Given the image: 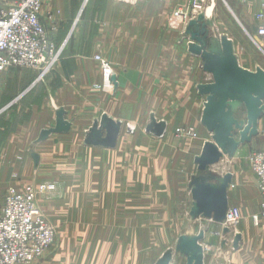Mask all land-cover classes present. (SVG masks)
<instances>
[{
	"label": "crops",
	"instance_id": "0c3cea01",
	"mask_svg": "<svg viewBox=\"0 0 264 264\" xmlns=\"http://www.w3.org/2000/svg\"><path fill=\"white\" fill-rule=\"evenodd\" d=\"M106 1L101 19H81L80 32L74 35L91 47L82 51L72 47L53 75L52 83L59 85L51 98L65 107L66 117H55L47 105L40 109L38 103L24 102L37 81L29 69H10L0 85L4 86L0 103L15 116L0 117V195L9 186L48 185L40 196L41 208L57 226L56 246L37 264H195L189 261L192 252L182 249L183 235H202L208 251L223 252L222 257L217 254V264H264V227L247 221L237 231L236 246L233 233L216 235L220 222L201 223L211 217L203 212L192 225L196 202L191 169H199L197 159L207 144L220 149L213 139L216 131L204 123L210 94L200 92L215 83L203 58L205 53L211 55L213 41L207 38V47L195 52L200 44L187 31L191 21L171 17L175 0ZM251 6L239 10L246 27L248 16L256 17L260 9L257 1ZM78 13L79 7L72 3L52 5L45 0L42 17L59 42L71 33ZM50 14L56 30H51ZM97 54L117 74L113 96L94 88L102 80L94 60ZM237 63L247 73L264 71L263 66L253 71ZM228 86L214 101L221 117L241 126L234 124L231 133L239 148L252 142L241 143L247 127L259 133L264 112L254 126L249 125L248 98L224 96L234 90ZM152 112L158 116L149 121ZM103 113L125 125L110 148L89 135V129L102 122ZM134 122L138 130L127 129ZM156 123L157 129L151 130ZM173 126L196 127L201 139L177 138L174 128L168 132ZM205 255L202 264H212L213 258Z\"/></svg>",
	"mask_w": 264,
	"mask_h": 264
},
{
	"label": "rangeland",
	"instance_id": "374dc122",
	"mask_svg": "<svg viewBox=\"0 0 264 264\" xmlns=\"http://www.w3.org/2000/svg\"><path fill=\"white\" fill-rule=\"evenodd\" d=\"M61 1H66L68 3H72L73 6H78L79 7V13L78 16L76 17V21L73 23L72 26V31L70 34H68L69 31H67L68 37L64 41H56L55 38H52L50 35L51 41L53 42L56 52L60 53V58L58 62H56L54 69L52 70L51 73L40 76V72L38 70L34 69H29L33 73L36 74L37 81L35 84V88L32 90L30 96L26 97L24 102L29 100L31 103H38L40 104V109L42 106H48L49 110L51 112H54L55 117H66L68 115L67 110L63 106H58L56 105L55 101L51 98L57 90V87L59 83H52L53 75L56 74L63 57L65 53L69 50H72V47H75L74 49L77 50H86L91 47L90 42H83L81 40H76L74 38V35L79 34V23L81 19L85 17H90L93 18L94 20H100L102 13L106 9V0H48V4H57ZM259 0H207L204 7L201 12H196L195 17L193 19H197L200 17V15H203V21L201 22L202 24H208L209 26L206 27L205 35H207V38L210 39L211 41H214L216 43H213V46H215V52L216 54L223 55V45H222V38H226L228 41H230L229 47H231L233 51V55H237L236 60L238 59L241 63V65L245 68H248L250 70H255L257 66H263L264 68V40L260 38L257 33V22L255 18V14L249 15V23L247 24L248 27L244 26V23L241 21L243 18L242 15H240L239 10L241 8H246V7H252L251 4ZM88 2V3H87ZM90 3H92L90 8H87L86 6ZM137 3V2H136ZM45 6V0H43V8H42V13L44 10ZM190 6V0H175V7H188ZM260 6V2H259ZM174 7V11L176 10ZM86 8V9H85ZM208 14H206L204 11L208 10ZM173 11V13H174ZM55 13V12H54ZM172 13V15H173ZM171 15V17H172ZM50 21L54 23V26L51 28V30H56V20L54 15L50 14L49 15ZM193 17V15H191ZM43 19V17H42ZM191 19V20H193ZM190 20V21H191ZM185 22V21H183ZM98 27V23L96 25ZM48 29V28H47ZM93 29V28H92ZM50 34V32H49ZM216 39V40H215ZM209 41V40H208ZM219 43H218V42ZM65 45L64 49L61 47L62 45ZM210 44V43H209ZM262 48V49H261ZM208 49V48H207ZM64 50V51H63ZM63 53V54H62ZM100 56V57H98ZM100 58H103L100 54H97L94 56V60L99 64L100 69L102 67L101 63L99 62ZM237 60V61H238ZM109 63V62H108ZM110 64V63H109ZM112 68L113 65L110 64ZM13 69V68H11ZM23 69H28V68H19L18 70H23ZM101 71V82L99 84H95L94 88L97 89L98 91L103 92L106 95L113 96L115 92L118 89V82H117V74L114 71L113 76L111 77L110 80V87H107L105 85V74L103 70ZM10 72V69L6 71L0 80V85L2 83V80L4 79L5 75ZM115 79V80H114ZM51 80V81H50ZM4 93V86H0V99ZM22 102V99L19 100ZM18 101V102H19ZM3 102V101H2ZM3 103H0V117H6L9 114L10 117H15L14 114L10 113L11 109L6 110L3 107ZM55 104V105H54ZM18 105V104H17ZM205 107V106H204ZM203 107V109H204ZM14 108V107H13ZM12 108V109H13ZM9 111V112H8ZM13 111V110H12ZM203 110L201 111L200 115L198 116L200 119V116L202 114ZM158 112H152L151 117H147L150 121V118L152 117H157ZM21 116V115H20ZM18 116V117H20ZM22 117V116H21ZM101 117H104L102 122L106 121V123H113V124H119L120 125V131L122 128L125 126L123 125L122 122L118 120H114L112 118H107L109 115L107 113H103ZM158 121V120H157ZM100 122L97 125L98 130H102V137L106 138L107 137V131L105 128H103V123ZM97 124V122L93 125L91 129H94V126ZM127 129L130 131H135L138 130V123H128ZM158 124H154L150 127L151 130L157 129ZM178 127V128H177ZM174 128V129H173ZM143 129H147L144 128ZM175 132L174 135L177 138L181 139H189V140H196V139H201V135L198 132L196 127H179V126H173L168 128V132L170 131V134L172 133L171 131ZM178 130H185L189 131L192 130L193 135L195 134V137H192V135H183L178 133ZM89 131H91L89 129ZM166 130L162 132V135L166 134ZM179 134V135H178ZM199 134V135H198ZM160 138V137H159ZM207 138L210 139V137L207 136ZM197 140V141H198ZM212 140V139H210ZM235 140L238 142L240 140L239 136L235 137ZM260 147H264V118L261 124V127L259 128V133L257 136H255L252 140V142L246 146H240L239 148L237 147L236 150L234 151L233 154L230 152H223L221 149H219V152L221 154H215V156H218L217 162L215 161L214 163H211L208 166H205L204 168H200L197 170V166L193 167L191 171L194 173V180L197 179L194 187L196 188L197 186L201 187V190L203 189L204 195H208L207 189L212 188L216 191H222L224 189L226 195H227V201H228V208L230 207H238L241 211L243 220L242 224L237 228V229H229L228 233H224V229L222 230V225L224 224L225 220L223 221V212L222 210H215L214 213H212L211 217L208 218V220H202L201 223L206 226H213L215 225L212 222H220L221 229L219 232L216 234L218 237H226V235H229L233 233L234 239L233 242H235L236 236H237V231L240 227H242L247 221L249 224L254 225L252 222V216L256 213H259L261 211V203H262V196L261 193L258 189V182L256 184V179L255 174L253 173L251 169V164L249 161L250 156L256 152L259 151ZM257 149V150H255ZM217 158V157H215ZM28 185V184H25ZM36 185H45V191L40 195L43 196L47 191H48V185L42 184V183H36ZM193 185V184H192ZM226 186V189L223 186ZM12 187L9 186L7 190L3 194L0 195V200L4 201V197L8 191V189ZM16 187V186H14ZM19 188V187H18ZM206 189V190H205ZM217 195V194H215ZM215 198H210V199H204L205 201L204 206L207 207L208 209L212 208L211 203L214 201ZM3 202L1 204L0 201V213H1V208H2ZM39 206L41 208V203H40V198H39ZM41 210H43L41 208ZM43 212V211H42ZM44 214V212H43ZM248 214L249 218H248ZM45 215V214H44ZM46 216V215H45ZM47 218V217H46ZM48 219V218H47ZM196 218H192V225L195 223L193 222L196 220ZM50 222H52L50 219H48ZM212 221V222H211ZM53 223V222H52ZM199 223V224H201ZM54 224V223H53ZM56 227V239L53 247L47 251V253L52 252L54 247L56 246L57 243V226L54 224ZM196 226V224H195ZM255 227H264V220L261 221V223L258 226ZM188 228V227H187ZM184 238V235L183 237ZM186 243L191 244V245H196V243L199 242L200 246V252H202V257H204L205 254L207 255V258H213L211 261L212 264H217L216 260L217 254L219 252H214L208 251L207 246L204 245L203 239L202 238H196L194 235H185ZM196 239V241H195ZM181 241V238L180 240ZM227 240L225 239V242ZM196 242V243H195ZM193 243V244H192ZM202 243V245H201ZM217 248V247H216ZM208 252V253H206ZM46 253V254H47ZM221 252L220 254H222ZM45 254V255H46ZM219 254V255H220ZM44 255V257H45ZM216 255V256H215ZM206 256V255H205ZM221 257L223 255H220ZM43 257V258H44ZM43 258L41 260H43ZM40 260V261H41ZM39 261V262H40ZM38 263V262H37ZM36 263V264H37Z\"/></svg>",
	"mask_w": 264,
	"mask_h": 264
},
{
	"label": "built area",
	"instance_id": "2783aa9c",
	"mask_svg": "<svg viewBox=\"0 0 264 264\" xmlns=\"http://www.w3.org/2000/svg\"><path fill=\"white\" fill-rule=\"evenodd\" d=\"M206 1L190 0V6L177 7L172 19L190 21L196 12L206 7ZM259 2L260 9L255 17L257 35L264 40V0ZM42 8L43 0H0V80L11 68L38 70L40 76L54 69L60 53L56 52L42 19ZM99 62L105 74V85L110 87L114 69L103 58ZM178 133L196 136L192 130H178ZM249 161L263 199L261 211L252 216V222L258 226L264 220V150L254 152ZM44 191L45 185L36 184L8 189L0 213V264H36L53 247L56 227L39 206V198ZM242 220L240 209L230 207L222 228L237 229Z\"/></svg>",
	"mask_w": 264,
	"mask_h": 264
},
{
	"label": "water",
	"instance_id": "95a60500",
	"mask_svg": "<svg viewBox=\"0 0 264 264\" xmlns=\"http://www.w3.org/2000/svg\"><path fill=\"white\" fill-rule=\"evenodd\" d=\"M203 15H200L199 18L191 20L188 26V33L191 35L192 40L198 42L200 44L198 49L195 51L197 54L201 53L202 49H205L208 45L207 42V35H205L206 27L208 24H202L203 21L202 18ZM216 40V39H215ZM218 42V41H217ZM212 42V53L210 54H204V66L206 70H209L214 74L215 83L210 85L206 88H201V93H207L210 94V96L207 99V102L205 104V115H204V123L207 125H211V130L216 131V135L214 136L215 142L218 144L220 149L223 152H230L231 154L234 153L236 150L237 145L235 141L231 138V133L233 130V125H236V128H241V126L237 122H232L229 117H221L219 115L218 109H216V99L214 97H218L220 95V92L224 91V89L227 87V85H230L228 87H232L231 89L233 92L230 94L224 96H234L236 98H248L247 106H248V120L249 125H253L257 123V121L261 118L264 109L262 107V102L264 100V71L259 69L256 74H251L242 71L238 67V63L236 58L233 55V51L230 45V41H228L226 38H222V45L223 47V55L214 53L215 46H213ZM219 43V42H218ZM207 60H206V59ZM115 80V79H114ZM215 100V101H214ZM106 121L103 123V128L107 131V137H102V130L97 129V125L94 129L90 131V136L94 137L95 139L100 140L101 144L105 147H113L116 143L118 133L120 131V125L119 124H113V123H106ZM250 135H247V134ZM163 133L160 134L162 136ZM258 135V131L253 127V130H249V127L245 129L244 132L241 133V143L244 142H251L252 138ZM215 154H221L219 152V149L214 146L213 144H207L205 148V152L203 153V156L199 159H197V162L200 164V168H204L205 166L210 165L211 163L217 162L218 156H215ZM217 157V158H215ZM197 179L193 180V186L195 185ZM226 189V186H223ZM206 190V189H205ZM208 195H204L203 189L201 190V187L197 186L196 188H193L192 194L193 199L195 200V204L192 210V216L196 218L199 213H204L205 215L211 216L212 213L215 212V210H222L223 212V221L226 218V214L228 211V201H227V195L224 191H216L212 188H208L206 190ZM217 194V195H215ZM215 198L213 203H211L212 208L208 209L204 206L206 203L203 201L204 199H210ZM205 202V203H204ZM229 231L228 228L224 229V233L227 234ZM202 235H199L198 238H202ZM185 237L181 239V246L183 251L185 253L192 252L191 258H189L190 263L195 262V264H202L203 261V255L202 252H200V247L196 243V245H191L190 243L187 244ZM196 241V239H195ZM240 241V237L237 234L235 239V245L237 246L238 242ZM193 244V243H192Z\"/></svg>",
	"mask_w": 264,
	"mask_h": 264
},
{
	"label": "bare ground",
	"instance_id": "6f19581e",
	"mask_svg": "<svg viewBox=\"0 0 264 264\" xmlns=\"http://www.w3.org/2000/svg\"><path fill=\"white\" fill-rule=\"evenodd\" d=\"M207 9H208L207 11L206 10L204 11L206 14H208L210 8H207Z\"/></svg>",
	"mask_w": 264,
	"mask_h": 264
}]
</instances>
